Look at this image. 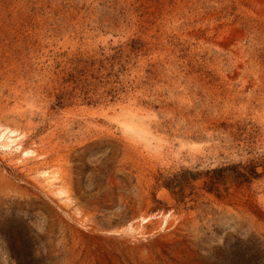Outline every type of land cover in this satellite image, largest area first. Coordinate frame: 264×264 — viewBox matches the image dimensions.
<instances>
[{
	"label": "rangeland",
	"instance_id": "374dc122",
	"mask_svg": "<svg viewBox=\"0 0 264 264\" xmlns=\"http://www.w3.org/2000/svg\"><path fill=\"white\" fill-rule=\"evenodd\" d=\"M0 124L34 152L0 147V264L166 213L201 264H264V0H0Z\"/></svg>",
	"mask_w": 264,
	"mask_h": 264
},
{
	"label": "bare ground",
	"instance_id": "6f19581e",
	"mask_svg": "<svg viewBox=\"0 0 264 264\" xmlns=\"http://www.w3.org/2000/svg\"><path fill=\"white\" fill-rule=\"evenodd\" d=\"M24 137L25 134L17 129L0 124V147L3 153L11 155L20 152L24 157L34 154L33 151L23 150ZM0 179L5 178L2 175ZM3 184L10 190L17 188L7 180ZM49 188H53V185L49 184ZM54 191L56 195L66 194L63 188H57ZM159 218L160 221H152L149 216H144L137 221L138 223L128 224L129 226L123 230L103 234L90 233V235L83 231L87 227L86 223L80 221V227L74 226L76 233L79 236L88 237L93 244H97L101 249H108L110 252L104 254L100 252L101 250L98 253L89 251L85 254L86 257H82L83 260L79 259L80 264H201L195 242L187 236L184 230L188 221L181 222L171 213L163 214ZM149 227L151 229H148Z\"/></svg>",
	"mask_w": 264,
	"mask_h": 264
}]
</instances>
